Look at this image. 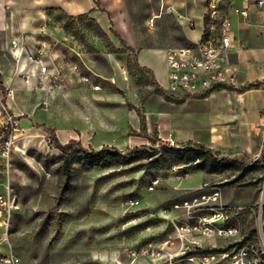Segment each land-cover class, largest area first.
I'll return each mask as SVG.
<instances>
[{
    "label": "rangeland",
    "instance_id": "obj_1",
    "mask_svg": "<svg viewBox=\"0 0 264 264\" xmlns=\"http://www.w3.org/2000/svg\"><path fill=\"white\" fill-rule=\"evenodd\" d=\"M133 1L132 10L135 11L132 15L137 22L141 18V24L138 26L143 24V18L145 22L139 28L140 38L146 35V42L152 39L155 45L167 44L169 34L163 28L166 16L154 20L153 27L147 25L148 19L158 12L161 0ZM174 1L162 0V3L167 5ZM201 14L202 6L193 13L192 18L195 22L193 29L187 27L186 21H180L179 24L178 21L174 22L167 18L171 26L182 32L187 40L195 41L202 28V18H199ZM46 24L51 34L64 43L62 48L71 50L74 55L88 53L104 58V55L110 53L128 54L124 71L135 90L133 94L130 91V102L125 93H119L125 97L126 108L138 121V134L143 137L144 109L149 112L152 119L157 117L158 112L164 111L162 103L157 99L146 106L144 103L152 93H160L163 89L156 83L150 71H141L138 67L136 50L127 51L115 47L112 41L113 33L100 29L87 15L68 17L61 11H48ZM158 26L162 29L160 30ZM4 39L6 40L7 37ZM152 58L158 61L162 59L159 54H153ZM10 60L11 57L6 51L5 54H0V61ZM53 89L49 88L51 92L55 91ZM67 89L69 88H63V91ZM34 95L39 96L35 89L25 87L24 95H15L14 103L9 102V106L20 114L17 120L21 125L20 131L14 136L8 174L9 186L17 205V209L12 214L8 241L13 255L18 260L17 264L124 263L128 259L127 251L130 248L160 240L159 237L166 225L162 220L155 219L157 218L155 215L165 218L161 208L168 206L186 191L199 188L203 182L218 184L222 188L223 200L231 205L254 204L258 199V185L264 171V149L255 156L232 157L245 166L253 167L240 182H256L253 185L241 187L238 186L240 183H230L239 173L238 171L227 170L215 174L195 170L192 167L189 177L178 182L173 179L174 171L171 170V166L177 163L176 156H168L167 151L165 149L161 151L160 147L167 145L183 148L188 142L174 145L165 143L157 138L156 131L151 134L146 144L129 149L116 146L115 139L107 133L102 135L99 144L96 143L93 133L89 136L90 144L82 145V141L77 139L75 141L87 150L100 151L107 147L115 149L123 156H130L135 152H156L157 155L154 156L156 157L162 153L164 161L161 169L149 167L153 157L138 159L127 164L108 162L91 166L83 160L81 150L74 147L68 153L70 173L66 178L62 169V161L66 154L54 147L48 130L55 132L61 144L70 141H66L61 136L60 127L64 125V116L66 120L76 119L71 114L73 107H70L69 100L65 101L66 105H62L61 94L49 93V96L51 95L49 101L46 98L45 100L39 98L38 109L33 108V105L32 109L36 110L34 114L36 120L33 121L26 111L17 110L14 106L19 104L20 97L25 103H35L37 100ZM183 99L185 98L178 100ZM123 111H125L123 106L116 108L117 115ZM4 117V113L0 114L1 122ZM73 124L75 129L71 133L75 134H80L79 128L88 125L77 120H73ZM128 133L136 135L131 128ZM253 164H258V167ZM188 165L192 166V164ZM154 178L159 179V184L153 192L147 193L146 187ZM174 187L176 188L173 189ZM129 197L137 198L140 202L139 207L126 208L124 200ZM132 213H135L134 216L142 217L141 220L132 222ZM226 243L227 241L224 240L215 242L217 246ZM0 249L5 252L7 248L2 244ZM138 264H147V261H139Z\"/></svg>",
    "mask_w": 264,
    "mask_h": 264
},
{
    "label": "crops",
    "instance_id": "obj_2",
    "mask_svg": "<svg viewBox=\"0 0 264 264\" xmlns=\"http://www.w3.org/2000/svg\"><path fill=\"white\" fill-rule=\"evenodd\" d=\"M133 2V0H0V54H5L6 51L7 55L11 57L10 61H0V71L4 82L13 88L14 98L15 95H24L25 87L31 88V90L35 89L39 94V96L34 95L37 100L35 103H25L20 97L19 104L14 107L17 110L26 111L35 121L36 110H33L32 107L34 105L33 108L38 109V99L45 100L46 98L49 101L51 99L49 93L61 94L62 105H66L65 101L69 100L70 107H73L71 114L76 118L73 120L88 124L84 128H79L80 134L71 133L75 129L73 120H66L64 116V125L60 127L61 136L66 141L80 140L82 145L90 144V133H93L97 144L100 143L102 135L107 133L115 139L116 146L129 149L146 144V141L151 138V134L156 131L157 138L165 143L200 144L224 157L255 156L262 153L264 149L263 15L258 10L251 9L248 21L239 22L235 19L233 21L238 43L245 47V49H237L229 53L228 72L235 73V85L214 91L205 97L185 98L186 100L182 104L166 102L162 96L156 94L150 95L144 106L157 99L162 103L164 111L158 112L157 117L152 119L149 112L144 109L145 135L141 137L138 134L139 123L126 108L125 97L119 93H125L128 102H130V91L133 94L135 90V87L127 80L124 71L128 54L110 53L101 58L84 53L76 57L71 50L67 51L62 48L64 43L51 34L46 24L48 11H61L68 17L87 14L100 29L113 33L112 41L115 47H121L127 51L136 50L138 67L150 71L156 83L166 88L165 52L168 48L182 46L189 40L182 32L180 33L171 26L167 17L174 20L169 15H160L155 18L156 21V19L166 16L163 28L169 34L167 44L155 45L152 39L146 42V35L144 38L143 36L140 38L139 28L145 22L143 18V24L138 26L141 24V18L137 22L133 17L132 14L135 11L132 10ZM237 4H241V2L237 1ZM160 5H163L162 0ZM167 5L175 7L187 18L193 20L192 16L195 10L201 9L202 6L203 12L205 0H175ZM157 14L158 12L152 17ZM201 16L202 14L199 18ZM149 20L147 25H149ZM40 24L45 25L46 36L40 34ZM5 37H7L6 40ZM14 37L26 45H42L51 58L58 63H60L59 57L64 55H70L75 60L82 61L88 68H92L91 70L101 76L103 79L102 90L94 92L83 89L76 83L73 84L69 78L63 79L55 89L45 81H42L38 86V77L32 78L31 85L26 86L17 77L19 66L16 67L11 55L10 40ZM54 41L59 44L53 45ZM153 54H159L162 58L161 61L153 59ZM23 67L27 68L28 72H36L35 67L24 60L21 62L20 69ZM254 84H258V86L246 89L241 93L234 91ZM49 88L55 91L51 92ZM63 88L69 89L63 91ZM12 103L14 102L12 101ZM118 106L125 107V111L119 113L120 115H117L116 112ZM10 107L11 112L19 115L12 106ZM134 119L135 121H133ZM130 128L136 132V135L128 133ZM121 139L122 141H120Z\"/></svg>",
    "mask_w": 264,
    "mask_h": 264
},
{
    "label": "built area",
    "instance_id": "obj_3",
    "mask_svg": "<svg viewBox=\"0 0 264 264\" xmlns=\"http://www.w3.org/2000/svg\"><path fill=\"white\" fill-rule=\"evenodd\" d=\"M251 9L258 10L264 17V0H205L197 40L170 47L165 52L167 87L159 85L164 94L174 98H200L235 85V73L228 72L229 53L245 47L238 43L233 21H248ZM160 15H169L179 24L186 21L190 29L195 27L192 19L170 5H160L158 14L149 20L150 27ZM39 30L46 36L44 24L39 25ZM56 44L59 43L54 41L53 45ZM10 49L16 67L19 66L17 77L26 86L31 85L32 78L38 77V86L45 81L55 88L69 78L83 89L97 92L103 88L101 76L70 55L59 57L58 63L42 45H26L17 37L10 40ZM22 60L35 67L36 72H28L25 67L20 69ZM13 100L14 90L4 82L0 71V114L5 115L0 125V245L7 248L5 252L0 249V264L18 263L8 241L12 214L17 209L9 186L10 156L15 133L21 129L17 120L20 114L15 115L9 106ZM171 170L173 179L178 182L190 174V166L185 164L173 165ZM158 184L159 179H152L146 192H153ZM221 192L218 184L203 182L199 188L186 191L162 207L165 218L155 215V219L166 225L160 240L130 248L128 259L118 264H138L139 261H147V264H264V171L254 204L231 205L223 200ZM139 205L135 197L124 200L126 208ZM134 214L131 221L139 222L142 217ZM217 240L227 243L217 246Z\"/></svg>",
    "mask_w": 264,
    "mask_h": 264
},
{
    "label": "trees",
    "instance_id": "obj_4",
    "mask_svg": "<svg viewBox=\"0 0 264 264\" xmlns=\"http://www.w3.org/2000/svg\"><path fill=\"white\" fill-rule=\"evenodd\" d=\"M87 14L79 15V17H84ZM88 16V15H87ZM141 71H147L146 69H141ZM258 84L248 85L243 87L239 90H234L239 93L243 92L246 89L251 87H256ZM162 92V93H161ZM160 93L154 92L152 94H156L159 96H164V100L166 102H171L174 104H182L185 99L178 100L176 98H172L169 96L164 95L163 90ZM163 94V95H162ZM48 133L51 137V141L54 144V147L59 150L60 152L66 154L62 161V169L63 174L66 178L69 177V168H70V158L68 153L74 148L78 147L81 150L83 160L91 166H95L98 164H105L108 162H116L119 164H127L129 162L138 160V159H148L152 158L149 162L150 168L161 169L164 161V156L160 153L158 156L154 157L156 152H135L130 154V156H123L119 152H117L113 148L104 147L100 151H94L92 149H84L79 144V142L75 140H70L66 144H61L56 137V134L53 130H48ZM162 149H165L168 156L175 155L176 162L173 165H180V164H192V167L195 170L205 171L206 173H215L220 174L227 170H234L238 171L239 173L233 178L230 183H240L246 176L247 172L252 170L253 167L245 166L242 162H239L235 159L228 158L221 156L218 152L211 150L200 144H192L190 142L187 143V146L183 148H175L170 146H161ZM179 154V156H178ZM172 165V166H173ZM258 167V164H253ZM256 182H242L238 184V186L245 187L248 185H253Z\"/></svg>",
    "mask_w": 264,
    "mask_h": 264
},
{
    "label": "bare ground",
    "instance_id": "obj_5",
    "mask_svg": "<svg viewBox=\"0 0 264 264\" xmlns=\"http://www.w3.org/2000/svg\"><path fill=\"white\" fill-rule=\"evenodd\" d=\"M6 262H8V261H6Z\"/></svg>",
    "mask_w": 264,
    "mask_h": 264
}]
</instances>
